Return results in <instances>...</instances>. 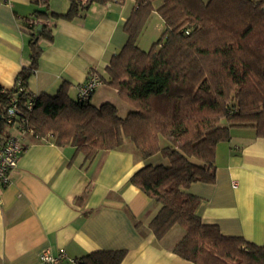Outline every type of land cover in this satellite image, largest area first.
<instances>
[{
	"label": "trees",
	"instance_id": "trees-1",
	"mask_svg": "<svg viewBox=\"0 0 264 264\" xmlns=\"http://www.w3.org/2000/svg\"><path fill=\"white\" fill-rule=\"evenodd\" d=\"M109 2L124 0H69L62 13L34 11L43 19L36 26L24 19L30 62L12 88L0 85V140L9 136L6 111L16 101L34 136L72 146L85 161L126 140L142 159L159 154L167 163H147L129 178L160 205L149 222L154 237L180 227L173 252L192 264H264V242L224 235L202 222L195 212L199 198L186 192L192 183L215 181V147L230 139L231 128H252L264 138V0H133L122 26L125 42L105 66L106 77L98 74L131 107L124 116L110 102L92 104L94 92L87 101L70 98L66 82L54 95L31 93L28 79L43 43L53 40L48 20L71 21L90 4ZM152 11L164 30L143 50L137 40ZM125 256L124 249L96 250L73 263L122 264Z\"/></svg>",
	"mask_w": 264,
	"mask_h": 264
},
{
	"label": "crops",
	"instance_id": "crops-1",
	"mask_svg": "<svg viewBox=\"0 0 264 264\" xmlns=\"http://www.w3.org/2000/svg\"><path fill=\"white\" fill-rule=\"evenodd\" d=\"M45 1L46 5L0 0V85L4 88H12L19 71L30 62L24 19L34 18L37 10L62 13L69 6V0ZM133 5V0L92 3L79 18L48 20L53 40L43 43L38 67L27 82L29 91L54 95L66 82L69 97L75 99L78 85L90 71L106 77L105 66L125 42L122 26ZM153 21L158 35L164 23L152 11L138 46ZM96 90L92 104L95 98L105 99ZM9 133L17 134L12 128ZM22 143L11 183L0 184V264H42L39 256L44 250L53 255L64 252L67 258L62 264H74L90 252L118 249L126 250L122 264H192L173 252L183 230L173 227L156 239L149 222L160 205L129 183L145 164L161 162L159 154L142 159L125 141L120 148L98 151L85 161L74 147H60L52 140L43 142L28 134ZM214 160L215 181L195 182L186 189L199 198L196 214L224 235L263 244L264 138L252 128H231L230 139L216 145Z\"/></svg>",
	"mask_w": 264,
	"mask_h": 264
},
{
	"label": "built area",
	"instance_id": "built-area-1",
	"mask_svg": "<svg viewBox=\"0 0 264 264\" xmlns=\"http://www.w3.org/2000/svg\"><path fill=\"white\" fill-rule=\"evenodd\" d=\"M29 25L36 26L42 21L36 18L27 19ZM102 84L101 77L96 72L88 73L86 80L77 87V99L87 101L90 95ZM15 95V94H14ZM24 109L30 110L32 100L29 99L24 104ZM23 111L17 106V102H13L6 111V119L10 128L17 132L16 135L9 133V136L0 140V184L7 186L11 183V173L16 168L17 161L23 152L24 145L22 138L25 135H31L40 141H47L46 137L34 136L33 130L26 125V117L23 116ZM67 258L64 252L57 255L51 254L44 250L40 253L39 259L42 264H62Z\"/></svg>",
	"mask_w": 264,
	"mask_h": 264
},
{
	"label": "rangeland",
	"instance_id": "rangeland-1",
	"mask_svg": "<svg viewBox=\"0 0 264 264\" xmlns=\"http://www.w3.org/2000/svg\"><path fill=\"white\" fill-rule=\"evenodd\" d=\"M154 26H155V22L153 21V23L150 26V28L148 29V31L145 32L146 34H144V36L141 38L142 40L140 41V44H139V47L141 49L148 50L151 47V45L154 42H156L158 40V38L161 37V34H162L163 30H164L163 29L164 28V24L161 23V27L162 28L160 29L158 35L156 34V30H155ZM96 91L98 93H100L99 94L100 97L102 96V98H103V96H105V99H96L95 98L93 100V104L94 105L98 106L102 102H110V103H112L113 105L116 106V108L118 110V114L120 116H124L128 112L127 109H129L130 106L127 103H125L124 101H122L119 98V96L117 95V93L116 94L113 93L106 84L102 83L100 86L97 87ZM44 137H47V136H44ZM153 161H155V159ZM162 162L163 163H167L165 160H163Z\"/></svg>",
	"mask_w": 264,
	"mask_h": 264
},
{
	"label": "water",
	"instance_id": "water-1",
	"mask_svg": "<svg viewBox=\"0 0 264 264\" xmlns=\"http://www.w3.org/2000/svg\"><path fill=\"white\" fill-rule=\"evenodd\" d=\"M40 27H38V29H39Z\"/></svg>",
	"mask_w": 264,
	"mask_h": 264
}]
</instances>
